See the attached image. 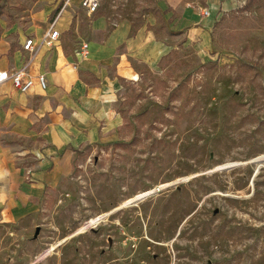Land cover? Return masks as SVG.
<instances>
[{
  "label": "rangeland",
  "instance_id": "1",
  "mask_svg": "<svg viewBox=\"0 0 264 264\" xmlns=\"http://www.w3.org/2000/svg\"><path fill=\"white\" fill-rule=\"evenodd\" d=\"M104 2L88 14L79 0H0V38L12 36L21 58V42L38 43L63 10L66 53L88 43L105 7L112 23L151 35L140 58L129 56L135 82L120 78L112 102L81 103L69 85L11 88L32 102H13L17 121L0 119V264H264V0H180L204 39L184 32L177 7ZM45 4L56 7L39 17ZM73 76L72 85L100 80L89 67ZM92 129L97 138L69 141ZM50 147L65 170L41 187L31 172ZM8 194L28 211L6 219Z\"/></svg>",
  "mask_w": 264,
  "mask_h": 264
},
{
  "label": "crops",
  "instance_id": "2",
  "mask_svg": "<svg viewBox=\"0 0 264 264\" xmlns=\"http://www.w3.org/2000/svg\"><path fill=\"white\" fill-rule=\"evenodd\" d=\"M44 1L45 0H39V2ZM110 1L111 0H105L104 5L107 6ZM212 3L217 8L220 6L223 9H226L235 6L237 3H239V0H212ZM155 4L159 7H162L163 9H166L169 6L177 7V9L183 13V15L180 14L181 16L179 25L181 27H187L188 20L185 17V9L181 5L180 0H155ZM55 7L56 6L45 4V7L39 17H45L46 15L50 14ZM99 7L97 11L99 10ZM107 11L108 8L105 7L104 11H102V13H98V15H96L92 20L88 41V56L82 60L78 59V57L73 54L75 51L73 47H71L69 52H64L61 43L62 30H60L59 27L64 26V28H67V19L69 17L68 14L64 15V10L60 11L58 14L59 16H56L54 19L56 20L55 27L60 31L59 43L52 48L42 46L35 55L36 58L42 59V63L31 68L30 66L33 65L32 61V65L28 67L29 73L32 75L44 74L47 79V89L53 93L56 90L67 91L68 85L71 86L69 88L70 91L75 93L76 97L80 98L81 103H90L92 106H95L98 105L99 102H112V94L119 86L120 78L131 83L135 82L137 74L131 75V72H135V69L129 63V56L133 54L136 58H140L142 50L141 47L149 43L148 37H151V35L146 28H142L141 24L139 28L136 29V31H132V25L130 21L128 22L126 20H118L112 23ZM193 16V19H198L197 14H194ZM211 18L212 15L209 12V15L204 18L205 23H209ZM110 24H113V26L107 30ZM184 32L190 36H198V34H200L204 39L206 30L202 25L198 24V22H194V24L187 27ZM13 39L14 38L12 36H8L7 34L6 36L0 38V69L13 70L19 68L26 60L25 57H20L21 52L19 53L17 50H11L9 43H13ZM25 40L26 39L21 42V50L22 44ZM155 49H157V46ZM22 52L27 54L23 50ZM121 62H126L128 65H122ZM74 63L76 65L75 68L73 67ZM82 67H89L96 77L100 79L98 81L99 84H97L95 87L90 86L89 84L86 85L85 83H83L84 85H80L78 83L72 85L70 80L74 78V73ZM57 86L60 87L57 88ZM11 88L13 87L9 81L0 84V119L2 121L4 120L5 122L18 120H15L14 117L10 115V112L14 110L13 102H32L20 94H14ZM13 90L15 89L13 88ZM31 91L36 92L45 90H40L35 87L28 93L21 94L26 95ZM22 114L23 111H20L19 115ZM63 119L64 117H57L55 121L60 123ZM95 138H97V133H95L92 129L87 134V136L82 135L80 132L71 135L69 141L72 145H76L81 144L82 142L85 143L87 139ZM61 144L58 146V148H60ZM61 149H63V147ZM55 150L56 147H50L46 149V154L49 157H42L35 163L34 170L31 172V174L32 180L36 182V185L43 187L48 183L58 180V178L63 174L65 168L63 169L62 163L58 162V159H56L54 156L56 153ZM52 163L56 165H53V167L51 166V168L50 165ZM48 167H50V169H48ZM4 202L7 203V205L4 207V217L6 219H14L21 216L28 211L30 203L27 200H24V202L17 201L13 199L12 194H8L4 199Z\"/></svg>",
  "mask_w": 264,
  "mask_h": 264
},
{
  "label": "built area",
  "instance_id": "3",
  "mask_svg": "<svg viewBox=\"0 0 264 264\" xmlns=\"http://www.w3.org/2000/svg\"><path fill=\"white\" fill-rule=\"evenodd\" d=\"M100 0H80V6L88 13L93 14L99 7ZM203 13L208 14L205 9ZM56 20H53L47 31L43 34L38 43L34 38H27L22 44V50L28 54V58L23 65L13 70L0 69V84L9 81L11 86L20 93H28L33 88L40 90L47 89V79L44 74L32 75L28 71L33 57L37 53L38 47L52 48L59 43L60 31L55 27ZM75 55L82 60L88 56V43L80 41L75 49ZM76 67V65L74 66Z\"/></svg>",
  "mask_w": 264,
  "mask_h": 264
},
{
  "label": "bare ground",
  "instance_id": "4",
  "mask_svg": "<svg viewBox=\"0 0 264 264\" xmlns=\"http://www.w3.org/2000/svg\"><path fill=\"white\" fill-rule=\"evenodd\" d=\"M166 185H168V183H162V184H160V186H159L158 188L164 187V186H166ZM158 188H157V189H158ZM158 191H159V190H158ZM148 192H149V191H148ZM148 192H144V191H143V192H139V193L133 195L131 198L127 199V200L125 201V203L133 202V201L137 200L138 198H141V197L145 196ZM103 215H104V214H102V215H98V216L96 217V219H100V218H102Z\"/></svg>",
  "mask_w": 264,
  "mask_h": 264
}]
</instances>
